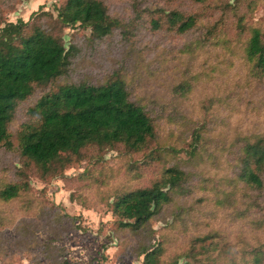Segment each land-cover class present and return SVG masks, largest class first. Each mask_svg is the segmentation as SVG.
<instances>
[{"label": "rangeland", "instance_id": "rangeland-1", "mask_svg": "<svg viewBox=\"0 0 264 264\" xmlns=\"http://www.w3.org/2000/svg\"><path fill=\"white\" fill-rule=\"evenodd\" d=\"M63 1L12 0L0 17L26 22L41 9L55 16ZM102 1L120 27L103 40L78 26L63 31L66 48H75L67 74L18 106L13 148L0 149V189L28 186L17 200L0 201V264H142L141 252L157 246L161 264H250L254 254L264 264V171L259 190L238 179L243 146L264 139V78L249 72L245 57L252 29L264 32V0ZM172 11L194 16L195 28L184 35L152 28ZM116 72L155 123L150 150L87 154L54 178L19 156L18 131L35 124L29 109L41 95ZM174 167L186 180L169 204L137 231L120 228L114 197Z\"/></svg>", "mask_w": 264, "mask_h": 264}, {"label": "trees", "instance_id": "trees-1", "mask_svg": "<svg viewBox=\"0 0 264 264\" xmlns=\"http://www.w3.org/2000/svg\"><path fill=\"white\" fill-rule=\"evenodd\" d=\"M0 7L8 12L12 0H6V5L0 3ZM196 23L194 16L178 11L165 14L164 21L151 20L153 29L165 27L177 35L187 34ZM76 26L89 29L92 39L103 40L120 27V22L108 14L102 0H64L55 8V16L41 9L26 22H4L0 17V149L13 148L9 126L18 106L37 87L67 74L75 48H66L62 34ZM245 57L249 72L264 78V32L252 29ZM29 115L35 117V124H22L17 149L19 156L44 177L61 176L87 154L102 157L116 146L135 153L150 150L157 139L152 117L144 106L131 99L126 81L118 72L99 84L62 83L41 95ZM240 164L239 181L249 188L261 189L264 139L243 146ZM185 180L182 170L167 168L151 186L115 196L111 212L119 218L118 226L134 231L146 226L169 204L170 192L180 188ZM27 187L19 181L4 185L0 201L17 200ZM161 255V247L144 249L142 264H161ZM64 262L94 264V260ZM251 263L262 264L257 254Z\"/></svg>", "mask_w": 264, "mask_h": 264}]
</instances>
